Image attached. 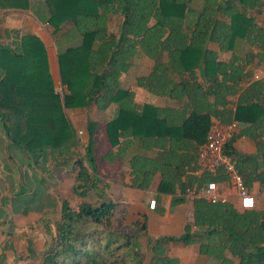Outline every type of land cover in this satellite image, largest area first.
Segmentation results:
<instances>
[{
  "label": "trees",
  "instance_id": "16d2710c",
  "mask_svg": "<svg viewBox=\"0 0 264 264\" xmlns=\"http://www.w3.org/2000/svg\"><path fill=\"white\" fill-rule=\"evenodd\" d=\"M4 3L31 8L56 37L76 29L81 42L59 56L62 84L67 86L62 95L38 35L7 30L11 45L0 44V144L5 141L10 165L19 174L14 193H0V264L16 263L8 260L17 248L10 214L37 212L44 217L47 207L57 204L54 233L42 219V228L51 236L42 256L32 241L27 245L29 256H41V262L24 264H181L170 253L176 242L199 244L200 253L219 264H264V209L240 210L229 201L210 203L197 197L193 221L180 236H152L147 215L130 211L107 194L96 156L97 122L89 118L88 142L80 153L76 130L65 112L93 104L105 111L117 103L119 114L106 126L117 150L108 151L104 159L115 162L137 145L129 161L132 185L148 189L161 171L158 191L163 193L176 192L181 182L177 167L200 150L214 119L237 121L240 128L228 139L225 152L250 190L263 184L264 79L254 80L248 94L241 93V82L252 59L264 65V0H44L33 8L31 0H0ZM191 13L195 16L189 22ZM116 15L121 22L114 33L110 19ZM239 39L253 49L250 58L236 53ZM140 55L152 62V69L137 78V85L180 106L139 105L135 92L122 86L121 76ZM239 93L232 110L229 98ZM244 135L255 140L258 154L237 150L235 142ZM157 148L161 153L151 155ZM14 152L24 158L19 161ZM25 165L35 181L27 178ZM63 167L74 178L78 204L58 193L55 170ZM228 179L222 170L215 176L206 173L195 177V189ZM189 180L187 186L194 188ZM185 200L181 195L175 202ZM142 237L147 239L149 262Z\"/></svg>",
  "mask_w": 264,
  "mask_h": 264
},
{
  "label": "crops",
  "instance_id": "0c3cea01",
  "mask_svg": "<svg viewBox=\"0 0 264 264\" xmlns=\"http://www.w3.org/2000/svg\"><path fill=\"white\" fill-rule=\"evenodd\" d=\"M243 41V40H242ZM238 42H241V39L237 41L235 46L236 53L244 56L243 54L238 52L237 46ZM244 42V41H243ZM227 54L223 55L224 58ZM259 62L258 59H252L249 62L248 71L249 74L244 77L243 81L241 82L243 94H248L250 84L256 79H264V65L258 66ZM152 65L148 68V71L144 73L136 74L133 79L131 77L130 71L124 73L121 76V84L125 88H130L135 92V101L139 105L145 104H152L157 107H178L180 103L166 97L154 95L150 93L147 89L140 87L137 85V78L142 75H148L151 72ZM258 76V78H256ZM175 79H181L179 75H175ZM130 80V82H129ZM239 94L231 96L229 99L228 106L230 109L235 110L239 98ZM264 99V98H263ZM95 107L96 105L93 104ZM91 107V106H89ZM97 109V107H96ZM119 106L117 103L111 104L105 111H100L97 109V114L100 115V122L99 120H94L87 116V120L81 124V126H75L77 128H87L88 131V120L91 118L95 122H97V130L100 127H104V132L107 135V123L115 119L119 114ZM75 114V113H74ZM70 115V113H69ZM75 125H78L77 122L74 121L72 117H70ZM76 119V118H75ZM218 120V119H214ZM220 121V120H219ZM102 125V126H101ZM250 125V124H248ZM83 126V127H82ZM240 128V124H239ZM96 130V134H97ZM95 134V138H96ZM1 137V136H0ZM108 138V136H107ZM109 141V138H108ZM235 147L237 150L244 154H251L256 155L259 152L258 146L250 136L244 135L239 137L235 142ZM139 147L137 145L132 146L128 151L127 155L122 159H117L115 162H107L104 159L105 154L112 150L116 151L117 148H113L107 150L106 153L102 156L105 163L99 161V175L102 181H104L108 185V195L114 199H119L123 201L130 207V211H135V213H142L147 215L149 220V233L152 236H180L185 229V226L188 222L193 221L194 217V202L185 200L183 202H175L177 197H181L184 192V186H187V179L189 178L190 182L193 183L194 188L197 187V180L195 177H201L204 174L199 173L197 167V157H198V150L191 153V159L186 162H180L179 167H177L178 172L181 174V182L177 183L178 188L176 189L175 193H163L158 191V186L162 180V173L157 172L152 181V185L148 189L138 188L132 185V176L130 175V167L129 161L132 156L137 153ZM96 150H97V140H96ZM161 150L154 149L150 151L151 155H159ZM181 155V154H180ZM96 156L97 151H96ZM182 156V155H181ZM99 160V157H98ZM104 164L106 167L104 168ZM176 167V166H175ZM103 169H109L110 172L106 173L103 172ZM171 170L176 171V168H171ZM213 176L217 175V173H213ZM216 181V180H214ZM184 182V183H183ZM219 185V190L222 193V197L224 201H229L233 203L237 208L240 210H244L240 207L239 204V197L237 192L234 188L231 187L229 180H225L223 182L216 181ZM183 183V184H182ZM182 185V186H181ZM184 185V186H183ZM253 194H255L257 199V205L254 209L263 210L264 209V183H256L255 187L251 190ZM258 196H257V194ZM155 200L156 205L154 208L150 206L151 201ZM178 242H176L177 244ZM175 243H173L171 247V254L174 256L172 252V247ZM192 245L191 251L192 253L189 254L184 253L187 260L190 261L191 264H208L209 259H213L209 256L200 253L199 244H190ZM192 255L194 256L193 258ZM180 259V258H179ZM194 260V261H193ZM214 260V259H213ZM193 261V262H192ZM181 264H184L183 260H180Z\"/></svg>",
  "mask_w": 264,
  "mask_h": 264
},
{
  "label": "rangeland",
  "instance_id": "374dc122",
  "mask_svg": "<svg viewBox=\"0 0 264 264\" xmlns=\"http://www.w3.org/2000/svg\"><path fill=\"white\" fill-rule=\"evenodd\" d=\"M39 1L44 0H31L32 8L35 6V4ZM195 14L191 13L189 16V22H191L194 18ZM121 17L119 15L112 16L110 19V30L112 32H117L119 28V24ZM12 29H18L20 32L24 33H32L38 35L46 44L47 47V53H48V59H49V65L50 70L52 73V76L54 78V83L56 85L57 90L61 93L67 90V86L62 84V78H61V71H60V62H59V56L62 52H64L69 46H78L81 42L80 37L77 34L76 29H73L67 33V35H63L60 37H56L52 34V27L48 24H42L38 21V19L34 16L31 8L30 9H23L20 7H13L11 5H8L6 3L0 4V44L2 45H11V40L7 37L6 31L12 30ZM69 30V29H68ZM68 30H64V33ZM240 40V39H239ZM238 52L243 54L245 57L250 58V54L254 55L253 49L250 48L249 45H247L245 42L241 40V42H238L237 46ZM152 65V62L147 59L145 56L140 55L129 71L131 73V77L129 78L133 79V77L136 74L144 73L148 71V68H150ZM130 82V80H129ZM63 91V92H62ZM66 114L74 119L75 122H77L78 125L75 126H81L83 122L87 120V116L90 115V117L94 120H99L100 122V115L97 114V109L94 105H91V107H77L72 109H66ZM70 113V115H69ZM75 113V114H74ZM76 118V119H75ZM72 121V119H71ZM73 122V121H72ZM102 126V125H101ZM83 127V126H82ZM76 130V129H75ZM82 131V133L80 132ZM77 134V141H78V152H82L83 148L86 146L88 142V131L87 128H77L76 130ZM0 136L2 137L3 134L0 130ZM96 140H97V155L99 157V161L104 160L102 156L106 153L107 150L111 149L110 141H108L107 135L104 132V127H100L97 130L96 134ZM5 141L4 143L0 144V193L2 195H8L14 193V185H16L17 181H19V174L12 169V165H10V159L8 157V154L5 150ZM18 155V156H17ZM14 156L19 160L20 157L23 159V155L19 152H14ZM20 161V160H19ZM10 166V168H9ZM104 168L106 167V164L103 165ZM24 167V172H26L27 178L32 179V181H35V179L32 178L31 173L27 169V166ZM64 169L55 170V175L58 177V181L60 183L57 186L58 193L62 196L73 202L74 204H78L80 201V198L77 197L72 188L74 184V178H72L68 172ZM103 172L109 173L110 170L103 169ZM26 179V176H23V179ZM55 188V187H54ZM51 190H46V193L51 194ZM257 194V193H256ZM258 196V194H257ZM47 199V198H46ZM90 200L92 202L96 201V196L91 195ZM187 200V199H186ZM48 201V200H47ZM58 206H50L47 207V211L44 213V217H41L40 214L37 212H32L29 216H22V215H12L11 219L16 225V238L14 239V242L16 243V252L11 253V255L8 256L9 261H15V264H24L27 262H41V256L43 253V250L47 248L48 243L51 240L50 234L45 230V228H42V225L46 220H48V224L52 229V232L55 231L54 226V219L58 216ZM45 218L46 220H42ZM29 241H32L33 247L35 250H37L40 253V257L37 259H34L33 257L29 256V252L27 250V245ZM146 237L141 238L142 243V250L146 253V262L150 261V256L148 255L147 246H146ZM192 245H186L182 242L175 243L172 247V252L174 256L180 258V260H183L184 258V264H191L190 261L187 260L186 256H184V253L189 254L188 257H190ZM8 254L10 252H7ZM20 255V256H19ZM194 256L192 255L191 258ZM194 261V260H193ZM192 261V262H193ZM208 264H219L218 260L209 259Z\"/></svg>",
  "mask_w": 264,
  "mask_h": 264
},
{
  "label": "built area",
  "instance_id": "2783aa9c",
  "mask_svg": "<svg viewBox=\"0 0 264 264\" xmlns=\"http://www.w3.org/2000/svg\"><path fill=\"white\" fill-rule=\"evenodd\" d=\"M238 126L237 121L222 123L219 120H214L208 132L207 140L199 150L197 166L201 174L224 171L229 177L231 187L237 192L240 207L244 210L254 209L257 205L255 194L247 187L244 176L236 162L225 152V145L230 136L237 131ZM80 132L82 133V131ZM183 196L189 201H194L197 197H202L210 203L224 201L219 185L214 180L209 181L199 191L187 186ZM155 205L156 201H151L150 206L154 208Z\"/></svg>",
  "mask_w": 264,
  "mask_h": 264
}]
</instances>
